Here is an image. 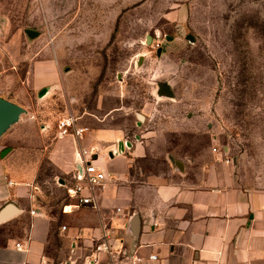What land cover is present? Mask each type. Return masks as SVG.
<instances>
[{
  "label": "crops",
  "instance_id": "obj_1",
  "mask_svg": "<svg viewBox=\"0 0 264 264\" xmlns=\"http://www.w3.org/2000/svg\"><path fill=\"white\" fill-rule=\"evenodd\" d=\"M38 6L34 14L69 16L70 24L109 11L108 0H38ZM4 17L0 97L22 111L7 123L3 115L0 123V212L15 206L0 221V264H50L71 251L92 258L94 240L104 231L116 247L141 258L134 263L116 254V264H264V187L250 183L236 157L216 150L183 153L165 137L131 140L124 128L85 125L81 118L88 127L81 139L54 135L44 102L60 82L55 32L61 28L54 21L51 44L33 48L43 33L13 29ZM82 147L94 153L107 178L97 189L98 208L64 212L75 203L67 185ZM46 161L53 168L47 189L41 182ZM100 257L99 264L108 259Z\"/></svg>",
  "mask_w": 264,
  "mask_h": 264
},
{
  "label": "rangeland",
  "instance_id": "obj_2",
  "mask_svg": "<svg viewBox=\"0 0 264 264\" xmlns=\"http://www.w3.org/2000/svg\"><path fill=\"white\" fill-rule=\"evenodd\" d=\"M108 5L107 14L70 24L69 16L34 14L38 0H0V18L13 29L43 33L33 48L51 44L54 21L61 28L60 82L44 102L54 135L69 113L85 125L124 128L131 140L169 138L183 153L228 152L255 188L264 187V0ZM160 83L174 94L160 95ZM52 169L46 161L45 189Z\"/></svg>",
  "mask_w": 264,
  "mask_h": 264
},
{
  "label": "built area",
  "instance_id": "obj_3",
  "mask_svg": "<svg viewBox=\"0 0 264 264\" xmlns=\"http://www.w3.org/2000/svg\"><path fill=\"white\" fill-rule=\"evenodd\" d=\"M80 117L73 114H67L58 119L57 134L59 137L73 136L76 139H81L83 134L88 130L87 126L80 123ZM81 160L78 162V167L72 174V182L67 185V194L69 198L74 199L75 203H69L64 206V212H72L75 208L82 206H90L98 208L99 200L97 189L103 187L107 174L103 168L98 165L93 159L94 153L86 148H81ZM66 229V226H62ZM114 238L108 232L94 240L92 258L84 257L81 254L71 251L64 260L53 259L50 264H99L101 262L100 255L105 253L107 261L104 264H116V254L120 256H131L133 262L141 261V258L134 254H128L122 247H116ZM17 246L20 248L21 244ZM156 259V255L150 256Z\"/></svg>",
  "mask_w": 264,
  "mask_h": 264
},
{
  "label": "water",
  "instance_id": "obj_4",
  "mask_svg": "<svg viewBox=\"0 0 264 264\" xmlns=\"http://www.w3.org/2000/svg\"><path fill=\"white\" fill-rule=\"evenodd\" d=\"M150 40L151 37H148V42ZM161 53H162V48H159L158 54L160 55ZM158 93L160 95H168V96H172L174 94L171 87L165 83L159 84ZM2 111L3 114H1ZM21 111L22 108L19 105L0 97V123H2L1 117L3 115H5L3 122L7 123L10 121H14ZM140 117L142 118V115H140ZM14 211H15V206L13 204H7L4 207V209L0 212V221L6 220L8 217H10L13 214Z\"/></svg>",
  "mask_w": 264,
  "mask_h": 264
}]
</instances>
